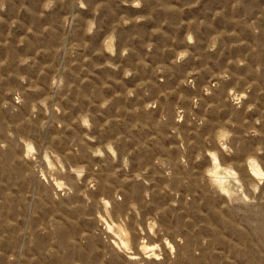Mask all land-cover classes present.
Masks as SVG:
<instances>
[{
    "label": "rangeland",
    "instance_id": "obj_1",
    "mask_svg": "<svg viewBox=\"0 0 264 264\" xmlns=\"http://www.w3.org/2000/svg\"><path fill=\"white\" fill-rule=\"evenodd\" d=\"M0 264H264V0H0Z\"/></svg>",
    "mask_w": 264,
    "mask_h": 264
}]
</instances>
